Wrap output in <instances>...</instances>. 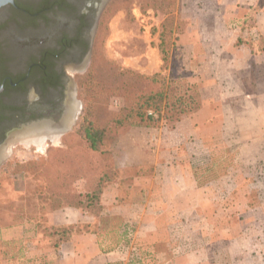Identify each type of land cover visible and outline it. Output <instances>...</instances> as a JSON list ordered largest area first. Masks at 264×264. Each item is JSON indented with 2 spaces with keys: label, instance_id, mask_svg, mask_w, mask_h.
Masks as SVG:
<instances>
[{
  "label": "rangeland",
  "instance_id": "rangeland-1",
  "mask_svg": "<svg viewBox=\"0 0 264 264\" xmlns=\"http://www.w3.org/2000/svg\"><path fill=\"white\" fill-rule=\"evenodd\" d=\"M232 7L229 0H107L89 63L73 79L70 105L78 106L72 115L68 108L63 120L68 117L70 125L55 127L62 129L58 140L46 138L39 147L20 138L30 122L0 145V264L39 258L31 245L38 233L48 247L58 246L76 228L50 225L48 217L69 206L93 212L104 239L119 236L122 248H131L130 263L115 264H264V95L247 94L261 86H248L246 59L237 56L240 21L253 18L254 10L236 13ZM158 90L164 106L170 97L190 93L199 107L178 121L163 117L158 125L126 117L140 98ZM200 112L198 135L189 118ZM90 123L101 130L96 148L85 135ZM174 128L179 134L170 132ZM156 136L179 144L201 183V228L188 249L170 245L181 244L185 226L175 238L172 221L164 219L162 243L137 240L138 246V223L121 222L103 209L104 199H112L105 188L133 177L128 166L150 158ZM187 252L189 261L182 259Z\"/></svg>",
  "mask_w": 264,
  "mask_h": 264
},
{
  "label": "crops",
  "instance_id": "crops-1",
  "mask_svg": "<svg viewBox=\"0 0 264 264\" xmlns=\"http://www.w3.org/2000/svg\"><path fill=\"white\" fill-rule=\"evenodd\" d=\"M221 4L223 0H218ZM236 13H248L254 10V17L246 15L240 22L242 24L238 36L243 39V44L238 46L239 53L246 59L248 73V86H261V91L249 89L248 95L259 97L264 95V76L257 77L258 69H264V0H229ZM245 15V14H244ZM241 18H239L240 20ZM239 84L242 79L236 77ZM201 112L193 118L192 132L201 134V122L197 119ZM164 131V128H158ZM172 134L180 132L179 128L170 131ZM153 133V132H152ZM187 134H184L186 138ZM154 138V137H153ZM158 147H150V158L134 162L133 177L128 174L117 182L105 188L103 194L110 195L111 200L104 199L103 209L109 213L119 215L121 222L138 223L135 244L137 240L146 243L161 244L159 231L162 221L170 219L169 233L177 238L181 226V244L174 242L172 248L179 245H191L193 233L201 228V183L193 166L191 158L181 156L182 149L179 144L162 141V137H155ZM188 142V141H187ZM186 143L187 147L189 143ZM183 148V147H182ZM188 148H191L189 146ZM162 155V156H161ZM166 157V160L161 159ZM145 169L137 173L136 170ZM129 170H127L128 172ZM109 196H106V198ZM95 214L80 206H69L53 211L49 214L48 222L53 226L70 227L76 229L68 232L60 240L58 246L48 247L41 233L31 243L37 253V259L31 264H115L129 261L131 248L123 249L122 239L108 241L101 236L100 230L95 226ZM181 224V225H179ZM79 227V228H78ZM122 232V227L119 228ZM120 235V234H119ZM200 235V232H198ZM201 240V235L200 239ZM190 252L183 255L182 259L189 261ZM42 256V257H41Z\"/></svg>",
  "mask_w": 264,
  "mask_h": 264
},
{
  "label": "flooded vegetation",
  "instance_id": "flooded-vegetation-1",
  "mask_svg": "<svg viewBox=\"0 0 264 264\" xmlns=\"http://www.w3.org/2000/svg\"><path fill=\"white\" fill-rule=\"evenodd\" d=\"M106 2L15 0L0 8V145L30 122L63 124Z\"/></svg>",
  "mask_w": 264,
  "mask_h": 264
},
{
  "label": "trees",
  "instance_id": "trees-1",
  "mask_svg": "<svg viewBox=\"0 0 264 264\" xmlns=\"http://www.w3.org/2000/svg\"><path fill=\"white\" fill-rule=\"evenodd\" d=\"M161 39L163 40L162 43H164L163 33L161 34ZM130 73L136 77L146 78L133 71H130ZM151 78L155 80L156 76ZM162 95L163 91L158 90L151 92L146 98L144 97V99L140 98L132 108L130 114L126 115V117H136L140 122H145L147 125H158L163 117H166L168 120L178 121L183 115H186L199 107V100L190 93L170 97L167 102L168 104L165 106L160 97ZM119 121L122 122L123 118L119 119ZM85 135L91 142L92 147L96 148L101 137V130L90 123L85 129ZM128 263H130V261Z\"/></svg>",
  "mask_w": 264,
  "mask_h": 264
},
{
  "label": "bare ground",
  "instance_id": "bare-ground-1",
  "mask_svg": "<svg viewBox=\"0 0 264 264\" xmlns=\"http://www.w3.org/2000/svg\"><path fill=\"white\" fill-rule=\"evenodd\" d=\"M76 107L75 105H73V107L71 106L69 108V115L73 114L77 108V103ZM73 108V110H72ZM68 117L63 124H60V128H63V130L65 129V126H69L70 123L68 125L67 121H68ZM60 132H62V129H60L59 131H57V128L53 127V126H49L45 123L43 124H36V125H32L26 129H24V131L20 132V135L22 134L23 136H21L20 138H22L23 142H25L26 144H37L39 147H42L45 143V139L46 138H50L53 141H57Z\"/></svg>",
  "mask_w": 264,
  "mask_h": 264
},
{
  "label": "water",
  "instance_id": "water-1",
  "mask_svg": "<svg viewBox=\"0 0 264 264\" xmlns=\"http://www.w3.org/2000/svg\"><path fill=\"white\" fill-rule=\"evenodd\" d=\"M107 0H105V2H106ZM9 3H15V0H0V8L2 7V6H5V5H7V4H9ZM89 62V57H88V59L86 60V64ZM3 88H4V85H3V83L0 81V92L3 90ZM44 121H35V122H32V123H30V125H28V126H31V125H35V124H41V123H43ZM46 123V122H45ZM24 126V125H23ZM25 127H27V126H24V128Z\"/></svg>",
  "mask_w": 264,
  "mask_h": 264
}]
</instances>
